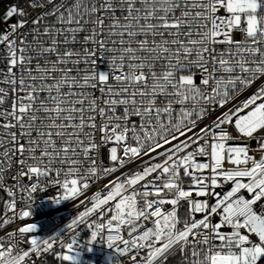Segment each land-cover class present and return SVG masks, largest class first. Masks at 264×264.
Listing matches in <instances>:
<instances>
[{
  "label": "snow or ice",
  "instance_id": "6c2138e0",
  "mask_svg": "<svg viewBox=\"0 0 264 264\" xmlns=\"http://www.w3.org/2000/svg\"><path fill=\"white\" fill-rule=\"evenodd\" d=\"M4 24L0 229L32 215L42 180L63 190L59 204L141 164L80 201L91 206L66 226L70 242L28 223L0 237V264H35L33 254L79 264L80 225L88 251L98 240L114 249L109 264H167L177 253L182 264L264 260V0H23ZM57 244L66 251L53 253Z\"/></svg>",
  "mask_w": 264,
  "mask_h": 264
},
{
  "label": "built area",
  "instance_id": "2783aa9c",
  "mask_svg": "<svg viewBox=\"0 0 264 264\" xmlns=\"http://www.w3.org/2000/svg\"><path fill=\"white\" fill-rule=\"evenodd\" d=\"M23 0H2L0 3V34L5 32L6 25L4 24V13L8 10V8L14 3H22ZM35 15V14H34ZM20 19L19 17H14L13 21ZM31 27V25H29ZM236 39L241 38V34L239 32L234 33ZM97 68L99 71L105 72L108 70V64L106 59H100L97 63ZM159 70V69H158ZM195 80L199 82L200 76L199 73L196 74ZM260 83V82H258ZM256 91V85L246 89L244 92H241L236 99L232 102L233 104H239L244 101L247 97L252 95ZM7 106V105H5ZM231 106V105H229ZM177 109L179 105L176 106ZM216 115H219V112L212 113L208 118H206L200 126L210 124L211 121L215 118ZM253 146H254V142ZM100 158L104 161L106 165H109L111 162L109 160V154L107 149H102ZM202 162L206 160V158H198ZM257 159H259V155H257ZM141 164V161L136 160L132 163L127 164L124 168L119 169L116 173H113L109 177L105 179L98 180L91 184L90 188L87 190L84 196L78 197L76 199H69L62 201L59 204H53L52 200L58 198L63 195V190L58 186L52 185L49 181H41L42 185H44L43 191H37L34 193V203L32 208V215L30 217L25 218L24 220L16 219L11 222L9 225L5 226L3 229H0V237L6 236V234L10 231H17L21 226H26L28 223H33L37 226L35 235L39 238H48L50 236L60 235L64 233L66 226L79 215L81 211H84L86 207H90V203L81 205L80 201L90 198L97 191H100L102 194H106L105 185L109 182V180L114 179L116 176H120L122 173H129L136 170ZM227 166V165H226ZM63 177H61L62 179ZM190 181L185 179V189L187 190L188 184ZM231 187V184L225 186L223 189H218V191H227ZM27 194H25L26 196ZM245 195H247L245 193ZM9 199L3 191H0V223L3 222L4 219V202ZM19 195L17 196V200H19ZM203 199V198H201ZM28 201L25 200L23 203L17 204V210L25 209L27 210ZM114 202H110L112 206ZM142 206V205H141ZM167 210L171 209L170 205H165ZM189 205L186 201H182L177 208L178 218L183 221L188 217ZM97 215L94 214L90 219H96ZM108 216H105V220ZM197 218H200L198 216ZM213 219H217L213 217ZM179 227V225H178ZM79 232V242L82 244V247L79 249L81 252V257L79 260V264H109V258H115L114 249H110L107 247L106 243H101L99 240L97 242H93L91 245V251H88V247L86 242L90 239L91 230L87 227V225H80L79 228L76 229ZM224 231H228L227 228ZM246 232V230H243ZM74 234V233H73ZM123 235L127 238V232L124 231ZM250 239L253 242H258V238L254 234H249ZM65 243L70 242V234L64 233ZM24 248H28V244L23 245ZM66 249H61L59 245H55L53 249V253L60 252L63 253ZM35 264H67V262H61L56 259L53 254H45L43 258H35L33 254V258ZM122 264H131L128 257H120ZM181 261V256L177 253L175 256L169 258L167 264H175V262ZM260 264H264V260L260 262Z\"/></svg>",
  "mask_w": 264,
  "mask_h": 264
},
{
  "label": "trees",
  "instance_id": "16d2710c",
  "mask_svg": "<svg viewBox=\"0 0 264 264\" xmlns=\"http://www.w3.org/2000/svg\"><path fill=\"white\" fill-rule=\"evenodd\" d=\"M175 264H182V262L181 261H178V262H175Z\"/></svg>",
  "mask_w": 264,
  "mask_h": 264
},
{
  "label": "water",
  "instance_id": "95a60500",
  "mask_svg": "<svg viewBox=\"0 0 264 264\" xmlns=\"http://www.w3.org/2000/svg\"><path fill=\"white\" fill-rule=\"evenodd\" d=\"M2 0H0V3H1Z\"/></svg>",
  "mask_w": 264,
  "mask_h": 264
}]
</instances>
